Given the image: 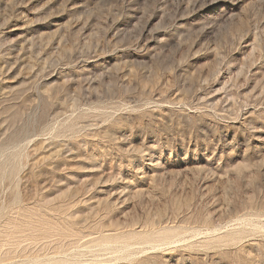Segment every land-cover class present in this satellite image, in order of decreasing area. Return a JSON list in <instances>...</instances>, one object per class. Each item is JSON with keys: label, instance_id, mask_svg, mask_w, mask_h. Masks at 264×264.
I'll use <instances>...</instances> for the list:
<instances>
[{"label": "rangeland", "instance_id": "1", "mask_svg": "<svg viewBox=\"0 0 264 264\" xmlns=\"http://www.w3.org/2000/svg\"><path fill=\"white\" fill-rule=\"evenodd\" d=\"M0 264H264V0H0Z\"/></svg>", "mask_w": 264, "mask_h": 264}, {"label": "bare ground", "instance_id": "2", "mask_svg": "<svg viewBox=\"0 0 264 264\" xmlns=\"http://www.w3.org/2000/svg\"><path fill=\"white\" fill-rule=\"evenodd\" d=\"M174 245V244H173ZM169 247V246H168ZM156 249V248H155ZM145 250V249H144ZM157 251V250H156Z\"/></svg>", "mask_w": 264, "mask_h": 264}]
</instances>
